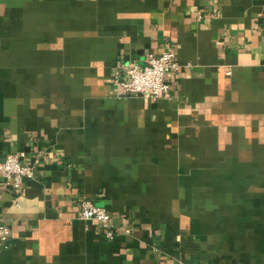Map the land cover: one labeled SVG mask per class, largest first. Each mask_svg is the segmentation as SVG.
Returning <instances> with one entry per match:
<instances>
[{
    "label": "crops",
    "instance_id": "crops-1",
    "mask_svg": "<svg viewBox=\"0 0 264 264\" xmlns=\"http://www.w3.org/2000/svg\"><path fill=\"white\" fill-rule=\"evenodd\" d=\"M164 48L166 92L114 94ZM263 66L264 0H0V264H264Z\"/></svg>",
    "mask_w": 264,
    "mask_h": 264
},
{
    "label": "built area",
    "instance_id": "built-area-1",
    "mask_svg": "<svg viewBox=\"0 0 264 264\" xmlns=\"http://www.w3.org/2000/svg\"><path fill=\"white\" fill-rule=\"evenodd\" d=\"M199 16H195L198 19ZM178 62L171 48H164L159 53L146 52L141 63L134 60H126L115 66L111 79L114 84V94L138 95L154 99L168 89L165 74L175 71ZM264 70V66L262 67ZM228 73V70L225 71ZM33 174L28 164L20 162L16 151L5 153L0 158V177L2 183L11 190H18L23 178H29ZM77 216L80 218H92L96 221L105 239L114 237V229L110 221V214L104 206L94 204L89 198L81 197L78 200ZM8 234V227L0 221V244ZM174 264H188L182 260H176Z\"/></svg>",
    "mask_w": 264,
    "mask_h": 264
}]
</instances>
